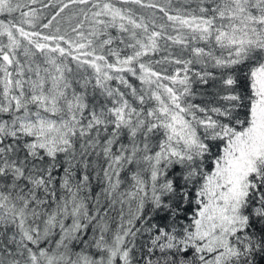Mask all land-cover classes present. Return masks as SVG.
Returning <instances> with one entry per match:
<instances>
[{"label": "snow or ice", "instance_id": "snow-or-ice-1", "mask_svg": "<svg viewBox=\"0 0 264 264\" xmlns=\"http://www.w3.org/2000/svg\"><path fill=\"white\" fill-rule=\"evenodd\" d=\"M0 264H264V0H0Z\"/></svg>", "mask_w": 264, "mask_h": 264}]
</instances>
